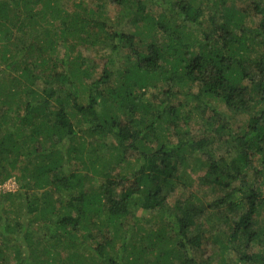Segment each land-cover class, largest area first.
<instances>
[{
  "label": "trees",
  "instance_id": "1",
  "mask_svg": "<svg viewBox=\"0 0 264 264\" xmlns=\"http://www.w3.org/2000/svg\"><path fill=\"white\" fill-rule=\"evenodd\" d=\"M73 1L0 0V264H264V0Z\"/></svg>",
  "mask_w": 264,
  "mask_h": 264
},
{
  "label": "rangeland",
  "instance_id": "2",
  "mask_svg": "<svg viewBox=\"0 0 264 264\" xmlns=\"http://www.w3.org/2000/svg\"><path fill=\"white\" fill-rule=\"evenodd\" d=\"M105 1H107V0H105ZM73 2H74L73 0H60L59 5H58L64 11V14L63 15H66V17H68L69 20H72L73 19L72 17L75 15V12H74L75 9L72 7ZM94 4L95 3H93V5ZM92 7L93 8H98V6L97 7L92 6ZM103 8L105 9V11L107 13H109L108 15L111 16V17H113V16H115L117 14V13H115V9H114L115 6L114 5L113 6H109V5L107 6V4H106V5H103ZM49 18H50L49 20H53V19H51L50 16H49ZM42 23H43V25H38L37 26V32L36 33L38 35L39 40H34V39L33 40L35 42L40 41L41 43H45V41H47L49 39V37H51L50 39L52 41H54V39H52V37L55 38L54 33H55V31L57 32V30L55 28H52V31L50 32V35L47 37V35L45 33V27H48L47 26V20H44ZM51 27H53V26H51ZM48 29H51V28L48 27ZM17 35H18V32L16 30H13V37H12L13 39H12V42H15V41H18L19 42L20 41V39H19V37ZM29 40L30 39H26L25 42H28ZM61 42L62 41L52 42V43H54L56 45V47H54V48L56 50L58 49V51H59L60 54L64 53V45L62 44L63 42L62 43ZM78 50L79 51H82V54L84 55V57L89 61L87 63L88 64V67H91V65H94V62L95 63L97 62L96 68L94 69V72H93V74H94L93 77H95L96 75H98L102 71V64L101 63L104 62V60L101 59V58H103L102 57L103 52H99V50H97V48H95V49H90V48L89 49H85V48L78 47ZM51 51H52L51 49H47V53H50ZM55 53L53 51L51 54H55ZM31 63L34 64L33 66L34 67L36 66L37 69L40 68V65H38L37 62L35 63L34 61L31 60ZM12 72L16 73L17 71L16 70H12ZM88 79H86V82H88ZM38 84L41 87L42 86V80H39ZM220 108H222V110L225 109L224 106L223 107H220ZM196 114L197 113L194 114V116L192 117V119L190 121V127L195 132H197L201 128H204V125L206 124V121H202L200 119V117H198ZM163 117H164L163 118V122L165 124L168 118L166 117V115L163 116ZM243 118L245 119V117H238L236 119V126H239V125H243L244 124L245 120ZM5 125H9V123L8 124H5ZM3 127H5V126L3 125ZM9 127L12 128V129L14 128V126L11 123H10ZM83 135H85V134L84 133H79L78 134V136H83ZM77 138L79 139V137H77ZM87 138H88V140L87 139L86 140L88 142H93L87 148L88 149V152H90L94 147H96V148H101L104 152H106L105 154H108L109 153V152H107L106 147H101V146L96 145V142L99 140V138H97V137L92 138L91 136L90 137H87ZM110 142H111V140H108V143H110ZM110 145H111V143L108 144L107 147H109ZM88 154H91V153H88ZM71 165L73 166V163H71ZM193 166H190L187 169L186 174H185L186 175L185 176V181L187 183H191V185L193 186V190H197V191L201 192L202 194H206V196H208V201H209V200H211V195H214V193L212 192V189H210V188H208V189L207 188H204L203 190L199 189V186H201V185L199 183H197V181L195 179L193 181V176L195 175V178L197 176L195 174L197 169H193V170L191 169ZM4 167L5 168H0V192H9V191L10 192H17V189L19 188V185H20L19 182H18V179L16 177L6 178L7 177V174H9L12 169L8 165H5V164H4ZM198 168H200V167H198ZM259 169H260L259 165L258 164H255V167L252 169V171L249 170L250 171V177L252 178V182L262 179V182H263L262 191L264 192V173L262 175L263 177L260 176V175H258L257 177L255 176V174H257V172L259 171ZM18 171H19V169H17V172ZM14 173L17 176L20 175L19 173H16V171H14ZM20 173H21V170H20ZM259 178H261V179H259ZM103 181H104L103 178H99L98 177V178L95 179V181L91 185H94L93 187H99V185H101L103 183ZM181 192L180 193H176L172 197V199L174 200V201H172V203H175L177 199H182V198L185 197V195H186L185 191H183L184 194H181ZM17 200L20 201L18 198L16 199V201ZM179 201H181V200H179ZM49 205H53V202L51 204H49ZM138 215L140 216L139 218L141 219V222H143L142 224L146 227L147 223L145 221H147L148 218H150V214L143 213L141 211ZM258 219H260L259 225L264 226V214H262L260 217H258ZM218 222H220V221H218ZM4 247L5 246H3V248ZM8 247L12 248L9 244H8ZM7 251H9V253H11V254L14 253L12 251V249H9V250L7 249ZM233 254H234V252L232 250H230V251H228L226 253V259L229 261V263H232V262L234 263L236 261L235 258H234V256H233Z\"/></svg>",
  "mask_w": 264,
  "mask_h": 264
}]
</instances>
